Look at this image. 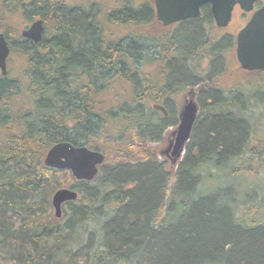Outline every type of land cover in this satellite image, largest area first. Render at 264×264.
<instances>
[{"label":"trees","instance_id":"trees-1","mask_svg":"<svg viewBox=\"0 0 264 264\" xmlns=\"http://www.w3.org/2000/svg\"><path fill=\"white\" fill-rule=\"evenodd\" d=\"M18 16L43 20L39 42L20 36ZM154 19L153 0H0V31L24 66L0 73V264H264V140L237 152L245 124L232 108L204 107L168 167L158 150L176 120L123 103L174 96L200 73V19L179 38L146 33ZM59 141L104 154L91 180L43 163ZM61 187L78 198L56 218Z\"/></svg>","mask_w":264,"mask_h":264},{"label":"flooded vegetation","instance_id":"flooded-vegetation-1","mask_svg":"<svg viewBox=\"0 0 264 264\" xmlns=\"http://www.w3.org/2000/svg\"><path fill=\"white\" fill-rule=\"evenodd\" d=\"M263 4L264 0H254L249 8H245L240 3H235L230 20L224 27H218L215 24L209 3L201 5L198 16L188 17L167 25L158 20L155 13L153 22L158 24L159 31L157 33H160V35L173 33L174 27L180 28L179 25L185 22L186 19H200L201 27L206 35L204 45H199L197 52L200 73L193 74L195 78L192 80L191 85L179 88L174 96L166 95L163 99L155 91L150 92L151 94L148 99H141L136 102L124 101L123 103L145 107L148 114L147 118L154 111L155 113H160L162 118H169V122L172 123L176 120L177 123L179 121L178 114L180 108L187 100H192L197 107L194 124L201 118L200 113L204 107H229L233 111L230 110V112L226 113L230 114V116L233 113L236 114V119L241 120L246 127V133L241 142L242 147L237 152L245 150L249 144L248 141H251L252 145L256 144L258 146L264 140V69L249 70L241 67L236 56V36L238 31L248 23L253 14ZM208 25L221 29V35L218 36L207 31L206 27ZM222 38H225V41L222 42L221 46H217L218 48H216V42L221 41ZM215 57L219 60V64L215 68H212V62ZM146 66V72L151 74L157 67L154 63L146 64ZM156 104L164 106L167 110V115H163L159 108H155L154 105ZM170 107L173 109H170ZM171 114H174V118H172ZM168 127L164 129L163 135ZM172 132L167 136L166 146L161 149V152L169 159L171 149L166 148L174 138ZM187 142L184 145V152ZM252 145H250V148H253ZM263 147L264 143H262ZM195 150L197 151V147H195Z\"/></svg>","mask_w":264,"mask_h":264},{"label":"water","instance_id":"water-1","mask_svg":"<svg viewBox=\"0 0 264 264\" xmlns=\"http://www.w3.org/2000/svg\"><path fill=\"white\" fill-rule=\"evenodd\" d=\"M254 0H153L156 17L163 24L183 20L199 15L200 7L209 3L211 12L218 27L228 24L233 6L240 3L249 8ZM44 30L43 20L38 18L30 22L20 30L23 38L39 42ZM10 47L6 37L0 31V73L7 74L6 60ZM236 56L242 68L264 69V4L258 9L248 23L242 27L236 36ZM164 115L167 110L164 106L156 104ZM197 115V107L192 100H187L180 108L178 124L172 132L174 138L166 149H171L170 159L172 163L180 160L184 145L189 140L193 124ZM104 160V154L98 150L89 149L84 145H73L69 141L54 143L43 157V163L47 167L56 169H69L77 180H91L98 172V165ZM78 198L77 191L61 187L51 195V205L56 218L62 215V203Z\"/></svg>","mask_w":264,"mask_h":264},{"label":"rangeland","instance_id":"rangeland-1","mask_svg":"<svg viewBox=\"0 0 264 264\" xmlns=\"http://www.w3.org/2000/svg\"><path fill=\"white\" fill-rule=\"evenodd\" d=\"M74 1H77V2H82L83 4L86 3V1L88 0H74ZM99 3H103V4H107V5H111L112 6V3H113V0H97ZM85 2V3H84ZM12 23H14L15 25H17V23H19V29H18V33L20 34V30L25 28L26 25H28L29 22H25L24 19H22L20 16L18 17H15L14 19L11 20ZM142 29L146 32V33H150V34H155L157 33V31H159V26L157 23L155 22H150L149 24L145 25V26H142ZM207 31H210L211 33H214L218 36L221 35V29H217L216 27L214 26H207L206 27ZM174 33H175V36L177 38H179V27H174ZM10 55L8 56V59H7V69L9 70V74H12V75H16V74H19L20 71L23 69V56L21 54H19L18 52H15V51H11L10 50ZM153 54V53H152ZM148 63V61H145V64L142 65V69L144 71H146V64ZM144 66V68H143ZM232 66V65H231ZM152 77V76H151ZM154 77V76H153ZM134 79H137V77L135 76ZM115 87L116 89H119V94L116 96V97H123V96H127L128 95V92L130 91V85L127 81L125 80H119L115 83ZM114 94V93H113ZM113 94L111 95L110 92H106L104 94V96L108 99L107 101V104H114L116 103L117 100H115ZM250 109V108H248ZM178 123V122H177ZM177 123L169 126L167 129H166V132L164 133V139H163V142L160 143V147H159V150H158V157H160L161 159H165L166 160V165L169 167L171 165L170 163V159L168 157H166L164 155V153L161 152V149L163 147L166 146V143H167V136L170 134V132L174 131L176 126H177ZM261 182L264 183V173H260V175H258ZM254 178V177H253ZM255 181L259 184V186H262V184L256 179L254 178ZM208 184V182L206 183ZM85 237L86 235L85 234H79L77 236V241H80V240H85Z\"/></svg>","mask_w":264,"mask_h":264},{"label":"bare ground","instance_id":"bare-ground-1","mask_svg":"<svg viewBox=\"0 0 264 264\" xmlns=\"http://www.w3.org/2000/svg\"><path fill=\"white\" fill-rule=\"evenodd\" d=\"M34 21V20H33ZM42 35H43V31H42ZM21 36V35H20ZM22 37V36H21ZM190 139V138H189Z\"/></svg>","mask_w":264,"mask_h":264}]
</instances>
